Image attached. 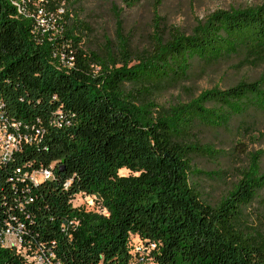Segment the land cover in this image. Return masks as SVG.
<instances>
[{
  "label": "trees",
  "instance_id": "trees-1",
  "mask_svg": "<svg viewBox=\"0 0 264 264\" xmlns=\"http://www.w3.org/2000/svg\"><path fill=\"white\" fill-rule=\"evenodd\" d=\"M70 8L0 0V124L27 138L0 165V232L20 222L49 264H264V226L245 222L264 190V151L215 206L191 182L211 177L194 160L218 154L197 133L264 113V79L168 108L151 99L186 80L195 61L264 64V3L215 12L190 35H157L142 53L120 38L105 55L81 50L84 28ZM40 170L53 179L25 176ZM86 198L104 213L75 206ZM26 263L0 248V264Z\"/></svg>",
  "mask_w": 264,
  "mask_h": 264
},
{
  "label": "rangeland",
  "instance_id": "rangeland-1",
  "mask_svg": "<svg viewBox=\"0 0 264 264\" xmlns=\"http://www.w3.org/2000/svg\"><path fill=\"white\" fill-rule=\"evenodd\" d=\"M71 10L83 26L81 50L87 54L105 55L115 49L122 38L134 52L151 50L155 36L168 37L176 29L190 35L199 23L218 11L257 7L264 0H70ZM264 79V64H252L232 58L213 65L199 61L192 64L189 77L170 83L154 92L152 101L168 108L186 104L202 92L214 88L227 89L240 82ZM197 137L218 154L212 158H196L195 169L211 177L198 176L191 182L208 204H218L240 180L251 154L264 151V113L249 111L232 120L221 130H200ZM264 172V157L261 161ZM120 175H128L127 171ZM84 211L104 213L92 199L75 201ZM95 204V208H93ZM248 226H264V190L245 210Z\"/></svg>",
  "mask_w": 264,
  "mask_h": 264
},
{
  "label": "built area",
  "instance_id": "built-area-1",
  "mask_svg": "<svg viewBox=\"0 0 264 264\" xmlns=\"http://www.w3.org/2000/svg\"><path fill=\"white\" fill-rule=\"evenodd\" d=\"M41 24L44 23L41 22ZM22 138L27 140L26 137H22L18 126L12 125L10 129L6 123L0 124V165H6L12 160L14 154L20 149ZM25 176L34 184H37L40 180L53 179L52 172L49 170H40ZM26 234L25 226L20 222L8 225L0 232V248L14 250L27 259L26 264H49L50 261L47 260L40 248H36L33 251L34 248L29 243L26 244L24 242ZM137 253L143 256L146 252L142 248L137 247Z\"/></svg>",
  "mask_w": 264,
  "mask_h": 264
}]
</instances>
